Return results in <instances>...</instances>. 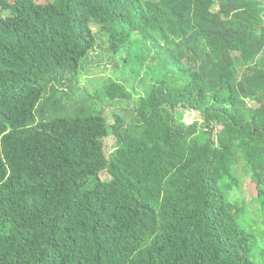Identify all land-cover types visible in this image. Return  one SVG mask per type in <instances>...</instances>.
<instances>
[{
	"label": "trees",
	"instance_id": "obj_1",
	"mask_svg": "<svg viewBox=\"0 0 264 264\" xmlns=\"http://www.w3.org/2000/svg\"><path fill=\"white\" fill-rule=\"evenodd\" d=\"M94 24L133 80L74 97ZM254 224L264 0H0V264H264Z\"/></svg>",
	"mask_w": 264,
	"mask_h": 264
},
{
	"label": "rangeland",
	"instance_id": "obj_2",
	"mask_svg": "<svg viewBox=\"0 0 264 264\" xmlns=\"http://www.w3.org/2000/svg\"><path fill=\"white\" fill-rule=\"evenodd\" d=\"M92 29L96 35V47L89 53L88 57L82 61L84 68L81 70V75L79 76V89L74 90V92L72 93L74 97H76L75 94H77V96H88V94L90 96L94 94L98 89H101V83L107 79H117L121 82H124L125 80H133L130 77L132 75L130 71H123L121 64H116V61L111 58V55L107 51L106 47L107 36L101 33L100 26L94 24L92 25ZM140 81L136 80L135 89L136 91L144 94L147 83ZM86 98L89 99V97ZM91 106L97 108L98 110H103L106 118H108L109 124L113 122L112 109L114 106L112 107V103L108 99L103 98L99 103H93V105L91 104ZM191 118L192 116L186 113L185 119L187 121H190ZM106 141V144L108 146H111L115 142L113 136L111 135L108 136ZM239 174L242 176L240 188L241 190L236 194V197L244 196L245 198L250 199L254 196V190L251 186L252 182L249 178L250 176H248L242 168L240 169ZM102 176H104V174H102ZM249 204L250 208H255L253 207L252 202H250ZM254 213L255 212H253V214L251 215L252 218H258V214ZM254 225L259 233L264 231V225ZM263 237L264 235L257 238V241L260 244L258 245L259 248L264 246V240H262Z\"/></svg>",
	"mask_w": 264,
	"mask_h": 264
}]
</instances>
